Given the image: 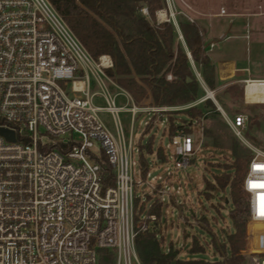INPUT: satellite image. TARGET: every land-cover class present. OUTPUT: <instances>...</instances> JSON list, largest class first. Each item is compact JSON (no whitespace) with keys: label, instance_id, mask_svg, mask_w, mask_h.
<instances>
[{"label":"built area","instance_id":"built-area-1","mask_svg":"<svg viewBox=\"0 0 264 264\" xmlns=\"http://www.w3.org/2000/svg\"><path fill=\"white\" fill-rule=\"evenodd\" d=\"M180 2L183 10L174 0H164L163 11L184 44L178 17L188 24H194L195 18L191 7ZM140 13L149 18L147 8ZM216 16L228 15L221 8ZM187 54L205 97L184 109L213 101L233 135L250 148L244 137L247 118L225 114ZM102 57L109 64L104 65ZM110 68V57L94 60L48 0H0V128L14 133L12 143L0 136V264H102L104 250L111 254V259L105 255L104 264H141L136 235L157 219L141 216L134 224L131 129L138 109L134 105L129 109L125 138L117 118L122 108L115 106V95L107 89L112 81L105 70ZM91 78L99 88L94 93ZM252 82L264 80L242 81L245 104V88ZM95 96L104 100V107L93 103ZM101 111L112 116L114 134L99 118ZM185 130L177 128L166 149L161 148L163 161L154 162L166 166L165 178L150 177L148 163L144 181L136 186L144 183L165 195L169 180L195 167L201 140L195 144L192 133ZM42 134L48 143L41 142ZM95 146L104 160L93 153ZM105 164L114 182L103 190ZM149 177L161 182L147 183ZM241 191L247 204L241 254L246 264H264V153L254 150ZM181 192L177 188L176 194Z\"/></svg>","mask_w":264,"mask_h":264},{"label":"rangeland","instance_id":"rangeland-1","mask_svg":"<svg viewBox=\"0 0 264 264\" xmlns=\"http://www.w3.org/2000/svg\"><path fill=\"white\" fill-rule=\"evenodd\" d=\"M162 1V8L156 10L154 13V21H150L149 18H145L141 15L140 9L147 8L145 4H140L138 10L139 15L150 22V24L160 25L168 23L166 19L159 21L155 14L164 10L165 3ZM188 6L191 7L194 13L195 23L193 25L199 33L202 40L203 32L202 22L205 19L217 17L221 8L226 10L228 16L217 17L227 18L222 22L225 24L229 19L238 17L243 14L245 18H248V24L250 28L262 27L264 28V0H208V4L212 6L214 1L218 7L215 11H203L206 6L205 0H182ZM176 8L183 10V6L180 0H174ZM241 2L244 7H238ZM195 3L201 8L200 11L195 10ZM232 4H235V9L231 8ZM197 5V6H198ZM261 6V7H260ZM203 19V20H201ZM238 19V18H237ZM161 20V19H160ZM180 23H186L182 16L178 17ZM170 24V23H169ZM188 24V23H186ZM171 25V24H170ZM172 27V25H171ZM173 28V27H172ZM174 30V28H173ZM223 39V37L221 38ZM174 43L175 46L179 45L186 53L184 44L178 38L174 31ZM204 52V50H203ZM205 54V52H204ZM226 68L225 65L222 66ZM170 76V79L168 77ZM224 77L227 76L223 74ZM254 78H260L254 76ZM110 78V77H109ZM167 81H171V75L165 76ZM112 84H107V89L111 95H115V106L122 109L117 113L123 134L125 138L129 137L131 114L129 109L134 105L138 109L136 118L132 122L131 129V141H132V173L134 180V194L137 197L134 202V224L138 225L141 216H146L148 210L152 207L159 206L161 212L160 229L161 235L158 239L165 251L169 246L183 256V258H189L191 260H204V261H217L220 259V255L216 252L212 245V240L215 238L218 243H223L226 236L233 233L234 229L230 222V211L233 209V205L230 199L229 188L225 190L218 189L216 191L205 190V183H214L215 177H220L231 171L227 168L233 162L231 154L226 149L229 141H238L250 155H253L254 150L264 153V104H245L243 101V84L233 83L231 79L217 80L215 84L214 100L221 107L229 117L237 114H242L247 118V126L245 129L244 137L248 144L251 146L248 148L242 144L231 132L227 124L225 123L221 114L212 109V103L198 104L196 109L202 110L204 116L201 118L193 117L192 120L187 116L189 109H184L190 103L196 102L199 99L205 97V93L198 86L197 97L194 101L184 105H178L167 111L169 113L153 112L152 109L157 108L153 105L150 97L144 99L139 103H135L131 97L125 94L122 89L110 78ZM99 88L91 78V92H97ZM132 100V103H131ZM93 103L96 106L104 107L105 103L100 96H95ZM99 118L103 124L114 134L115 125L113 118L110 114L101 111ZM168 116L175 122V124L189 130L188 133H192L195 140V144H198L201 140V148L196 153V161L193 166L186 169V174H181L168 181L166 187L169 188V192H165V195H160L159 192L152 191L146 184L137 185V183L143 182L144 178L139 169V153L138 149L142 146L145 147L148 143H151L152 154H148L142 149V154L145 160L151 165L150 177H160L161 180L165 178V167L159 163H154L156 160V151L158 148L166 149L169 144L167 137L168 129ZM148 128L145 123L148 120ZM166 119V123L163 121ZM191 121H195L190 126ZM166 126V128H165ZM187 130H185L187 132ZM48 138L42 134L41 142L48 143ZM219 146L220 148L216 147ZM223 148V149H222ZM96 156L104 157L98 146L92 149ZM170 150L167 149V153L170 155ZM200 161L202 163H200ZM153 163V164H151ZM150 177L146 178V182L152 185L158 184L161 181H150ZM177 188L182 190L181 193L176 194ZM173 195L174 198L170 197ZM243 194V193H242ZM161 200V204L159 201ZM245 200V196H244ZM246 202V201H245ZM205 218L207 226H203L201 220ZM247 220V215H246ZM197 240L199 245L204 249L203 252L191 253L190 247L193 240ZM244 247V246H243ZM242 255V254H241ZM244 257V256H243ZM131 264H135L133 261ZM244 264L246 259L244 257Z\"/></svg>","mask_w":264,"mask_h":264},{"label":"trees","instance_id":"trees-1","mask_svg":"<svg viewBox=\"0 0 264 264\" xmlns=\"http://www.w3.org/2000/svg\"><path fill=\"white\" fill-rule=\"evenodd\" d=\"M59 13L72 33L87 53L97 60L101 56H109L112 68L105 70L106 75L125 92L135 103L150 97L156 107H174L192 102L197 97L198 82L196 81L186 53L181 46L174 43V30L169 23L150 24L142 18L138 10L145 4L149 20L154 21V13L162 8L161 0H48ZM180 31L193 62L200 66L201 75L210 90H214L217 81L215 68L202 49V40L198 30L190 24L180 23ZM170 74L171 81L165 76ZM190 81H187V79ZM205 103H212L206 100ZM215 111V106L212 108ZM169 113V112H162ZM187 116L201 118L202 110L191 108ZM167 137L170 138L177 128L168 116ZM148 128V125H146ZM189 132V130H187ZM220 148L218 145L216 146ZM144 149L152 154L151 143L138 149L139 169L142 176L148 169V162L142 154ZM223 149V148H222ZM233 162L228 166L227 173L214 178V183H205V190L216 191L229 188L233 209L229 217L233 233L226 236L223 243L212 240L213 248L219 253L217 261L181 260L178 251L172 246L165 251L161 248L159 206L151 207L147 215H155L156 221L145 230L138 232L135 246L141 264H244L241 251L244 246V229L247 215V204L241 188L248 164L253 155L236 140L229 141L226 148ZM156 158L163 161L160 148ZM114 178L108 165L101 170V186L105 190L113 185ZM207 226L205 218L201 220ZM197 240H193L190 252H203ZM108 254L101 251L104 264Z\"/></svg>","mask_w":264,"mask_h":264},{"label":"crops","instance_id":"crops-1","mask_svg":"<svg viewBox=\"0 0 264 264\" xmlns=\"http://www.w3.org/2000/svg\"><path fill=\"white\" fill-rule=\"evenodd\" d=\"M205 4L206 6H204L203 11H215L218 8L214 1L212 2V6L208 4V0H205ZM197 5L195 3L193 8L195 7V10L200 11L201 8ZM243 5L245 4L241 2L237 6L243 8ZM235 7L236 5L232 4L231 8L235 9ZM217 17L205 20L201 19L203 20V32L201 31V35L203 36L202 49L210 64L215 68L217 80L231 79L233 83L240 84L246 79L264 80V28L253 27L251 29L248 24V18H245L243 14L229 19L225 24L222 20L227 18ZM222 37L223 39H221ZM184 47L187 56L189 52L186 49L185 43ZM189 65L193 73L190 61ZM193 65L196 71L201 73L200 66L194 62ZM223 65L226 68H223ZM226 73L227 76L224 77L223 74ZM252 75L259 76L260 78H254ZM210 91L215 94V91ZM124 93L127 94L126 92ZM181 257L183 258L182 255H180Z\"/></svg>","mask_w":264,"mask_h":264},{"label":"bare ground","instance_id":"bare-ground-1","mask_svg":"<svg viewBox=\"0 0 264 264\" xmlns=\"http://www.w3.org/2000/svg\"><path fill=\"white\" fill-rule=\"evenodd\" d=\"M157 19H165L164 11L157 12ZM102 63L104 65L109 64V59L102 57ZM208 97L211 98V94L208 93ZM245 102L246 104H263L264 103V83H249L245 88Z\"/></svg>","mask_w":264,"mask_h":264},{"label":"water","instance_id":"water-1","mask_svg":"<svg viewBox=\"0 0 264 264\" xmlns=\"http://www.w3.org/2000/svg\"><path fill=\"white\" fill-rule=\"evenodd\" d=\"M187 81H190V79L188 78ZM0 136L3 137L7 142L10 143L14 142V133L10 130H7L5 128H0Z\"/></svg>","mask_w":264,"mask_h":264}]
</instances>
